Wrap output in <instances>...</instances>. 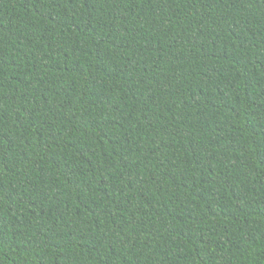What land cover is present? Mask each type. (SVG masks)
<instances>
[{
	"label": "trees",
	"instance_id": "obj_1",
	"mask_svg": "<svg viewBox=\"0 0 264 264\" xmlns=\"http://www.w3.org/2000/svg\"><path fill=\"white\" fill-rule=\"evenodd\" d=\"M0 264H264V0H0Z\"/></svg>",
	"mask_w": 264,
	"mask_h": 264
}]
</instances>
